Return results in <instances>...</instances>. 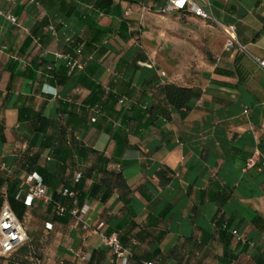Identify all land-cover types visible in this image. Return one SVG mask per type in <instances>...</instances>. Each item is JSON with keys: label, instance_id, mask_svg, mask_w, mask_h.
Masks as SVG:
<instances>
[{"label": "crops", "instance_id": "0c3cea01", "mask_svg": "<svg viewBox=\"0 0 264 264\" xmlns=\"http://www.w3.org/2000/svg\"><path fill=\"white\" fill-rule=\"evenodd\" d=\"M197 2L211 19L175 11L170 0H114L108 15L94 13L93 1L0 0V173L25 193L23 178L38 172L57 196L83 172V221L119 233L131 264H264V165L246 169L250 158L264 163V0ZM88 14L117 29L81 57L85 70L70 71L57 54L72 38L89 39ZM231 25L242 49L226 52ZM166 84L202 94L177 109L165 105ZM164 107L168 118L150 117ZM57 141L71 151L56 157ZM19 220L30 264L113 261L99 233L79 219L56 221L44 202Z\"/></svg>", "mask_w": 264, "mask_h": 264}, {"label": "trees", "instance_id": "16d2710c", "mask_svg": "<svg viewBox=\"0 0 264 264\" xmlns=\"http://www.w3.org/2000/svg\"><path fill=\"white\" fill-rule=\"evenodd\" d=\"M81 1H85L87 3H90L93 1V9H94L93 12L102 13L106 15L110 14L113 11V8L116 9V7H118L116 5H113L114 0H81ZM117 9L119 12V8ZM84 22L88 24L89 29H90L89 39L84 40L80 38H72L71 40H69L68 49L64 52L65 54L71 55L75 59H80V60H81V57L90 58L93 55L94 51L97 49L95 48L94 43L101 42L103 39H106L108 36L113 35L117 29L116 22L110 28H104L98 25L95 19L92 18V16L89 14L85 16ZM121 25L122 24L120 23V26ZM120 33L122 32L120 31ZM47 68L50 71L54 70L53 66H48ZM85 69L86 67L84 66L83 70ZM237 70H240L238 63H237ZM111 92H112L111 89H106L105 95H109ZM160 93H162L165 96L164 98L165 105L173 106L177 109L185 108L186 110H190L191 101L199 100L202 94L201 90L198 88L180 87L175 84H166V85L161 86ZM122 99L123 98L121 96L118 97V103L120 105L123 104V103L122 104L120 103ZM131 110H132L131 106L127 107L128 112ZM156 112L161 114L165 118H168L170 116V110L168 109V107H164L162 108V110H159V111L154 110L152 113L149 112L150 117L155 115ZM91 123L93 125L94 124L97 126L99 125L97 122L96 116H93L91 118ZM45 126H46V123L43 121L42 128H41L42 131H45L46 129ZM70 144L71 143L68 141L66 142L57 141L50 145L53 147V153L56 155V157H59L62 153L68 154L67 152L71 151L72 148ZM45 145L46 143L43 144V146ZM59 160L61 161L60 158ZM63 161L65 162L66 159H64ZM109 161L110 160H107V162ZM257 167L260 168L262 167V165L257 164ZM32 173L39 174L38 172H29V174H32ZM39 175L42 177L43 183L48 188L45 178L41 174ZM78 175H80V178H78ZM120 177H121V172H118L117 178L120 179ZM85 179H86L85 174L81 171H78L77 173L74 174L70 185H65L58 190L57 196H55L53 192H50L48 190L49 195L51 197V201L47 205L49 209L53 212L56 221L65 223V222L70 221L72 218L77 219L76 217L72 216L69 213V211L72 210L75 206L82 208L85 205V203H83V196H82V188L84 186ZM3 186L6 187L5 193L2 191ZM65 190H68L69 193H73L74 195L73 196L64 195L63 193ZM93 190H95V188ZM5 202H7L10 205V207L12 208V210L15 212V214L17 215L19 219H22L23 215L29 208L25 204V193L19 188L18 181L12 180L11 176L7 174L0 173V210ZM57 205H61L65 207L67 209V213L63 216L57 215L55 212V207ZM100 223H103L106 227V222L101 221ZM81 227H82V223H81ZM219 229L229 230V226L227 224H224L222 221L219 226ZM105 233L107 236H111L113 234H116L118 236L122 248L129 252V259H128L127 264H131V262L133 261L135 257L133 248L125 244L124 240L121 238V235L119 233L117 232L108 233L106 230H105ZM230 233L235 238V240H237L238 244L247 243L243 238H241L238 235L237 229H232ZM29 252H30L29 242L27 240L17 251H15L12 255L1 259V261L9 260V263L15 262V263H21V264H30L29 259H27V257L30 256ZM113 260H115V258H113ZM140 264H161V263L153 259H146V260H142Z\"/></svg>", "mask_w": 264, "mask_h": 264}, {"label": "built area", "instance_id": "2783aa9c", "mask_svg": "<svg viewBox=\"0 0 264 264\" xmlns=\"http://www.w3.org/2000/svg\"><path fill=\"white\" fill-rule=\"evenodd\" d=\"M170 5L175 11H190L197 17L209 20L211 19L210 14L197 2V0H170ZM163 12L166 9L162 10ZM130 13V12H129ZM8 20L18 25V19L13 15L7 16ZM226 35V42L224 44V50L226 52H234L241 50L242 46L238 41L237 32L235 26H226L223 28ZM58 59H64L66 66L70 71L83 70L85 64L80 59H75L71 55L65 53H58ZM149 68H154L153 64H142ZM261 66L264 67V61H261ZM124 99L120 103H124ZM257 165L255 158H250L247 162L246 169L253 168ZM264 163L262 164V166ZM261 169V167H260ZM0 171H6L5 164L0 160ZM80 178V175H78ZM23 183L28 186L27 192H25V204L27 207H32L34 202L41 201L46 204L50 203L51 197L49 195L48 188L43 183L42 177L37 173L28 174L23 178ZM64 195L73 196V193H69L65 190ZM57 215L63 216L67 213V209L61 205L55 207ZM89 206L84 205L82 208L75 206L69 213L79 219L82 223L84 230L99 233L102 237L103 244L112 252L115 260L111 264H127L129 259V252L122 248L119 238L116 234L107 236L105 233V225L99 223L95 227H91L89 224L83 221V218L88 214ZM48 229L52 226L47 225ZM28 240L26 228L22 221L19 220L15 212L12 210L10 205L5 202L0 210V260L2 258L12 255L17 251L26 241ZM82 261H88L87 256L78 254L77 255Z\"/></svg>", "mask_w": 264, "mask_h": 264}, {"label": "clouds", "instance_id": "9594fccd", "mask_svg": "<svg viewBox=\"0 0 264 264\" xmlns=\"http://www.w3.org/2000/svg\"><path fill=\"white\" fill-rule=\"evenodd\" d=\"M45 91H53L54 92V89H50L47 86H45Z\"/></svg>", "mask_w": 264, "mask_h": 264}, {"label": "rangeland", "instance_id": "374dc122", "mask_svg": "<svg viewBox=\"0 0 264 264\" xmlns=\"http://www.w3.org/2000/svg\"><path fill=\"white\" fill-rule=\"evenodd\" d=\"M225 41H226V39H225ZM3 259V258H2ZM1 261V260H0Z\"/></svg>", "mask_w": 264, "mask_h": 264}]
</instances>
